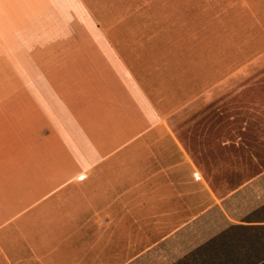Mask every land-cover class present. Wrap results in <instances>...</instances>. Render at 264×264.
<instances>
[{"label":"rangeland","instance_id":"374dc122","mask_svg":"<svg viewBox=\"0 0 264 264\" xmlns=\"http://www.w3.org/2000/svg\"><path fill=\"white\" fill-rule=\"evenodd\" d=\"M87 3L104 35L66 102L103 108L35 115L62 140L35 146L44 192L1 195V248L87 262L75 237L104 249L95 216L125 195L130 255L108 243L113 264H264V226L237 224L264 220V0Z\"/></svg>","mask_w":264,"mask_h":264},{"label":"crops","instance_id":"0c3cea01","mask_svg":"<svg viewBox=\"0 0 264 264\" xmlns=\"http://www.w3.org/2000/svg\"><path fill=\"white\" fill-rule=\"evenodd\" d=\"M103 35L104 29L87 0H0V202L1 195L7 194L17 198L20 194L21 200L24 194H31L32 201L35 192L49 187V170L44 165L41 170L35 167L39 162L35 146H43L50 154V147L60 146L62 139L60 131L54 134L51 130L54 122L37 124L35 115L88 113L103 108L82 106L81 101L66 102L67 98H74L76 91L67 89V83L92 80L88 66L95 61L92 54L96 56ZM76 96L81 98V92ZM56 121V129H66L67 119L57 116ZM53 155L57 158L52 160L63 158L60 153ZM123 196L117 204H101L99 217L95 216V225L109 229L99 239L97 235L89 236L90 241L105 243L104 249L99 248L101 243L93 250L85 244L80 249L83 238L75 237L74 257L90 258L84 263L80 260V264H113V245L109 251L108 243L129 242L130 210L127 197ZM237 224L264 226V220H241ZM114 226H121L115 239ZM30 247L3 249L0 245V264H51L45 259L49 252L37 254L43 252L38 243L37 248ZM124 250L126 255H120L129 257L127 243L121 246ZM88 251L89 255L85 254ZM56 257V261L65 258ZM260 257L264 259V255Z\"/></svg>","mask_w":264,"mask_h":264}]
</instances>
